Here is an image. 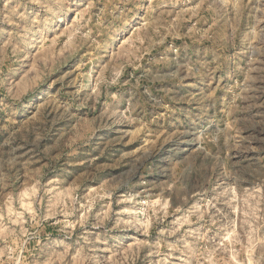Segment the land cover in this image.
I'll list each match as a JSON object with an SVG mask.
<instances>
[{
    "label": "rangeland",
    "instance_id": "1",
    "mask_svg": "<svg viewBox=\"0 0 264 264\" xmlns=\"http://www.w3.org/2000/svg\"><path fill=\"white\" fill-rule=\"evenodd\" d=\"M0 264H264V0H0Z\"/></svg>",
    "mask_w": 264,
    "mask_h": 264
}]
</instances>
